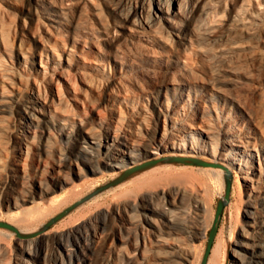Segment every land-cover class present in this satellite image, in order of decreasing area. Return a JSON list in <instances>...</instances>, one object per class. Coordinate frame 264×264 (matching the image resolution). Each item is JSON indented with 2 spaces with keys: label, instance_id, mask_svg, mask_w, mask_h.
<instances>
[{
  "label": "rangeland",
  "instance_id": "obj_1",
  "mask_svg": "<svg viewBox=\"0 0 264 264\" xmlns=\"http://www.w3.org/2000/svg\"><path fill=\"white\" fill-rule=\"evenodd\" d=\"M28 1L0 0V30L6 41L12 47H18L23 40V49L33 55L32 62H22L17 57L8 55L5 58L6 63L18 67L23 79L19 81L17 102L10 103L8 110L0 118V222L14 227L0 226V264H24V260L29 258L22 253L21 245L30 240L34 242L35 249H47V261L44 263L41 260L37 264H53L56 248L63 253L67 244L83 243L84 238L91 241L93 223H100L102 230L112 229L117 234L116 239L110 240L111 242L100 250L90 248L89 251L94 253L95 257L93 264H146L141 254L135 255L134 246L144 229L149 230L150 234L147 247L155 254L151 261L155 264H172L156 257L165 247L155 243L156 236L146 220H143V227L138 229L133 228L124 217L126 212L142 216L144 212L139 207L141 202L153 204L155 201L171 198L170 195L164 198V194L156 195L165 183L161 173L148 175L139 181L133 178L138 168L121 177L106 167H102V173L89 172L88 168L97 166L96 161H78L73 164L71 170L60 172L59 163L65 161L62 153L74 142L68 141L58 130H53L54 135L46 141L47 138L39 129L26 150L20 137L27 122L22 103L27 102L32 92L37 89L38 83L42 86L49 85L45 81L44 72L40 71L42 59L46 60V57L50 56L47 48L53 46L58 54L64 56L68 47H74L85 59L102 61L105 71L101 76L122 82L134 111L147 113L154 128L160 131L164 130L168 122L161 109L167 114L176 111L181 114V119L196 126L203 123L200 117L205 112L203 119L216 123L220 129H223L227 122L249 112L264 127V58L257 55V52L241 51L237 53L241 71L238 69L234 72H214L212 55L201 50L205 47L204 38H197L193 44L187 46L177 43L170 46L160 41H147L122 28L116 31V20L102 0H95L101 8V19L92 14L90 5H85L80 12L82 6L78 0H64L70 24L57 30L52 21L44 15H37L38 22L31 24L32 15L27 12L30 7ZM211 1L216 6L214 4V9H210V14H213L212 17L209 14L210 19L213 23H225V27L215 32L213 39L218 35L227 34L231 26L242 20L256 29L257 38L254 40L258 50L264 51V0H228L220 4H217V0ZM232 6L237 9H230ZM242 39L248 40L249 37ZM11 53L15 55L16 52ZM12 90L10 83L0 78V100ZM211 93L215 96L213 100L209 97ZM63 106L75 116V125L84 120L88 126L96 128L111 125L113 108L121 109L126 114L133 112V109H128L124 100L114 98L75 108L65 101ZM46 108L49 113L55 114L53 108ZM140 130L146 132L144 127ZM171 136L169 133V137ZM82 144L86 143H79L75 149L84 153L80 150ZM162 153L161 159L154 155L148 157L144 167L159 162L158 160L169 156L172 151L165 150ZM191 164L202 166L198 162ZM161 171L162 174L165 173L164 169ZM206 177L210 179L211 175L206 174ZM64 178L69 181L64 182ZM173 181L171 180L168 186L173 195L178 196L184 204L194 206V195H183L178 191L177 183ZM214 189L217 201L211 211L207 234L202 241L193 240L188 236L184 239V242L195 245V259L189 264H216V261L217 264H230L232 255L227 259L225 251L228 250L229 254H232V251L240 249L243 240L241 225L245 224L246 216L243 211L238 220L236 207L228 208L231 201L236 203L242 199L237 191L234 200L222 199L223 211L210 253L204 262L218 204L221 201L217 195V186ZM29 197L34 202H28L25 206L28 207L27 211L33 208L34 210L28 211V217L21 219L22 212L14 205L25 203V198ZM181 226L178 224V228L182 229ZM222 228L225 230L223 240L219 234ZM121 235L124 236L125 242L121 241ZM43 238L45 240L41 242ZM218 242L220 247L215 253L214 248ZM82 257V254L77 253L72 262L78 258L81 261Z\"/></svg>",
  "mask_w": 264,
  "mask_h": 264
},
{
  "label": "bare ground",
  "instance_id": "obj_2",
  "mask_svg": "<svg viewBox=\"0 0 264 264\" xmlns=\"http://www.w3.org/2000/svg\"><path fill=\"white\" fill-rule=\"evenodd\" d=\"M102 1L116 20V31L122 28L147 41H160L170 46L176 43L187 46L193 44L197 38H204L205 47L201 50L212 55L214 72L240 70L237 53L241 51L257 52V55L264 58V51L258 50L254 40L257 35L256 29L242 20H238L234 26L229 25L231 27L227 34L218 35L213 39L215 32L225 23H213L210 19V9L215 4L211 0ZM227 1L217 0L219 3H216ZM28 2L30 7L27 12L32 15L31 24L38 22L37 15L46 16L57 30L70 24L64 0ZM78 2L82 6L80 12L85 5H90L92 14L101 19L102 12L98 2L95 0ZM235 8L232 6L230 9ZM243 37H249L250 40L243 41ZM112 42L116 44L115 40ZM23 45L22 40L18 47H12L0 30V78L13 87L10 94L6 93L7 96L0 100L2 103L0 118L4 116L10 103L17 102L19 81L23 79L18 67L6 63V55L17 57L22 62L33 61V55L24 50ZM47 49L50 56L48 55L46 60L42 59L40 71L44 72L45 81L49 85L42 86L38 83L37 89L32 92L27 102L22 103L27 122L20 137L26 150L29 149L28 143L39 129L47 138L46 141L54 135L53 130H58L68 141L74 142L62 153L65 161L59 163L60 172L71 170L73 164H77L78 161L88 163L96 161L97 166L92 165L88 168L89 172L102 173L104 171L102 167H106L121 177L138 168V172L132 176L139 181L148 175L161 173L165 183L156 195L164 194L163 198L170 195L171 198L153 201V204L141 202L139 207L144 212L142 216L128 214L125 211L124 217L133 228L138 229L143 227V220L144 222L146 220L156 236L155 243L165 247V250L156 254V257L172 264H189L194 261L195 245L184 242V239L188 236L193 240L202 241L207 234L211 211L217 201L215 186L222 202L234 200V195L239 191L242 199L236 203L231 201L228 208L236 207L238 220L244 211L246 220L245 224L241 225L243 240L239 242L240 249L232 251V254L226 250L225 255L227 259L232 255L230 264H264V127L249 112L237 118L233 117V120L220 129L216 123H209L203 119L205 112L200 117L203 123L196 126L185 122L176 111L167 114L161 109L168 122L166 121L164 130L160 131L154 128L147 113L134 111L122 82H116L111 78L104 79L101 76L105 71L102 61L87 60L74 47H68L64 56L58 54L53 46ZM13 51L16 52L15 55L11 53ZM137 85L141 88L139 83ZM209 95L211 100L215 98L212 93ZM111 98L124 100L128 109H133V112L126 114L121 109L113 108L111 125L106 128L88 126L84 120L78 121L75 125L73 123L75 116L63 106L65 101L75 108ZM46 107L53 108L55 114L49 113ZM143 127L146 132L140 130ZM167 139L169 140L166 141ZM81 142L86 143L80 146V150L86 154L75 149ZM165 150L172 153L158 160L159 162L144 167L148 157L154 155L160 158ZM200 159L207 164L200 167L191 164L194 160ZM162 169L165 172L163 174ZM206 174L211 175L210 179ZM79 175L82 176L81 172ZM64 179V182L69 181L67 178ZM171 180L177 183V189L183 195L189 193L194 195V206L184 204L178 196L173 195L168 187ZM32 201L29 197L25 198V203L14 205L22 212L21 219L27 218L30 210L33 212L34 208L28 212V207L25 206ZM109 212L112 213L110 209ZM178 224L182 225V229L178 228ZM224 231L222 228L219 232L221 240ZM142 233L141 238L134 242L135 255L141 254L146 264H155L151 261L155 254L147 247V239H150L149 230L144 229ZM116 238L117 234L112 229L105 231L102 230L100 223H93L91 241L84 238L83 243L67 244L63 253L56 248L53 264H93L95 257L94 253L89 251L90 248L100 250L109 244L110 240ZM120 239L125 242L124 236L121 235ZM44 240L45 238L41 239V242ZM33 243L30 240L21 245L22 253L29 258L24 260V264H37L41 260L45 263L47 249H35ZM219 247L220 242L214 248L215 253ZM77 253L82 254L83 261L78 258L73 263L72 258Z\"/></svg>",
  "mask_w": 264,
  "mask_h": 264
},
{
  "label": "water",
  "instance_id": "obj_3",
  "mask_svg": "<svg viewBox=\"0 0 264 264\" xmlns=\"http://www.w3.org/2000/svg\"><path fill=\"white\" fill-rule=\"evenodd\" d=\"M194 162L201 163L202 165H206L207 164L205 161H201V160H194ZM223 206H224V203L222 201H220L219 204H218V208H217L215 222L213 224V227H212V230H211V233H210L208 249H207V252H206V255H205L204 262H206V260L208 258V255L210 253V250H211V247H212V243L214 241V237H215L218 221H219L221 213L223 211ZM0 226H4V227H7V228H14L12 225H10L8 223H1L0 222Z\"/></svg>",
  "mask_w": 264,
  "mask_h": 264
}]
</instances>
